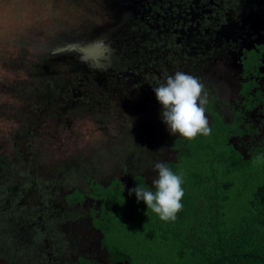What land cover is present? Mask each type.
<instances>
[{
	"label": "flooded vegetation",
	"instance_id": "flooded-vegetation-1",
	"mask_svg": "<svg viewBox=\"0 0 264 264\" xmlns=\"http://www.w3.org/2000/svg\"><path fill=\"white\" fill-rule=\"evenodd\" d=\"M85 7L72 19L89 27L57 17L42 53L22 70L34 93L19 103L25 96L9 91V127L0 129V264H130L110 248L117 216L104 208L105 190L153 186L156 162L170 166L203 138L172 134L162 120L153 88L178 71L205 85L214 139L245 159L264 153V0ZM32 24L41 35L45 21ZM58 42L71 43L65 55L54 54Z\"/></svg>",
	"mask_w": 264,
	"mask_h": 264
},
{
	"label": "trees",
	"instance_id": "trees-1",
	"mask_svg": "<svg viewBox=\"0 0 264 264\" xmlns=\"http://www.w3.org/2000/svg\"><path fill=\"white\" fill-rule=\"evenodd\" d=\"M168 167L184 181L175 221L129 194L139 184L155 191L151 185L105 190L104 208L117 216L109 228L117 256L130 264H264V153L245 159L210 134L189 142Z\"/></svg>",
	"mask_w": 264,
	"mask_h": 264
},
{
	"label": "rangeland",
	"instance_id": "rangeland-1",
	"mask_svg": "<svg viewBox=\"0 0 264 264\" xmlns=\"http://www.w3.org/2000/svg\"><path fill=\"white\" fill-rule=\"evenodd\" d=\"M87 3L88 0H0V129L9 127V91H13L16 98L25 96L19 103L25 102L29 94L34 93L28 84L30 79L25 78L28 71L22 70L37 59L35 53H42L49 39L46 37L50 36L49 25L61 17L62 23L89 27L84 19H72L82 13H78L77 6H86ZM44 21L46 24L40 31L41 35L36 36L38 32L29 30L32 22ZM27 52L32 54L28 59L24 57Z\"/></svg>",
	"mask_w": 264,
	"mask_h": 264
},
{
	"label": "clouds",
	"instance_id": "clouds-1",
	"mask_svg": "<svg viewBox=\"0 0 264 264\" xmlns=\"http://www.w3.org/2000/svg\"><path fill=\"white\" fill-rule=\"evenodd\" d=\"M153 90L163 106L162 120L172 134L192 140L198 135L212 133L205 107L208 94L198 77L178 71L167 76L166 82L154 86ZM154 170L158 172V178L152 181L155 191L139 184L129 194L134 192L137 200L144 201L162 221H175L177 213L183 209L182 174L173 172L164 162H156Z\"/></svg>",
	"mask_w": 264,
	"mask_h": 264
},
{
	"label": "water",
	"instance_id": "water-1",
	"mask_svg": "<svg viewBox=\"0 0 264 264\" xmlns=\"http://www.w3.org/2000/svg\"><path fill=\"white\" fill-rule=\"evenodd\" d=\"M69 46H71L70 42H68V43L58 42L53 48V50H55L54 54L56 56H58L59 54L65 55L66 51H68L70 49ZM90 48H91V46L89 44H87L86 46L83 47V49L85 51L89 50ZM70 54H72V53L70 52Z\"/></svg>",
	"mask_w": 264,
	"mask_h": 264
}]
</instances>
